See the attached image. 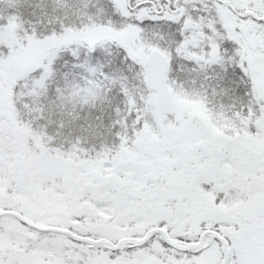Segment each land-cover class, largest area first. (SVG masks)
Listing matches in <instances>:
<instances>
[{"label": "snow or ice", "instance_id": "6c2138e0", "mask_svg": "<svg viewBox=\"0 0 264 264\" xmlns=\"http://www.w3.org/2000/svg\"><path fill=\"white\" fill-rule=\"evenodd\" d=\"M0 264H264V0H0Z\"/></svg>", "mask_w": 264, "mask_h": 264}]
</instances>
